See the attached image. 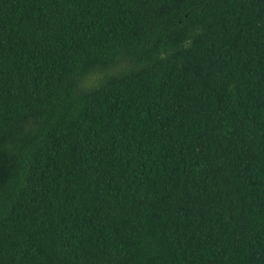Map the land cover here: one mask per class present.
Segmentation results:
<instances>
[{"label": "trees", "instance_id": "obj_1", "mask_svg": "<svg viewBox=\"0 0 264 264\" xmlns=\"http://www.w3.org/2000/svg\"><path fill=\"white\" fill-rule=\"evenodd\" d=\"M0 264H264V0H0Z\"/></svg>", "mask_w": 264, "mask_h": 264}]
</instances>
